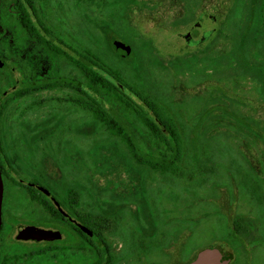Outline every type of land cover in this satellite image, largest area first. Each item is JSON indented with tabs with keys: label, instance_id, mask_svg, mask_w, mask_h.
<instances>
[{
	"label": "rangeland",
	"instance_id": "rangeland-1",
	"mask_svg": "<svg viewBox=\"0 0 264 264\" xmlns=\"http://www.w3.org/2000/svg\"><path fill=\"white\" fill-rule=\"evenodd\" d=\"M203 10L216 17L213 27L200 15ZM246 16L243 9L233 8L232 0H50L42 8V22L52 38L81 52L91 50L137 88L141 82L154 88L177 123L180 165L190 176L138 164L125 140L103 128L89 109L71 102L85 94L57 85L24 92L8 102L0 117L1 144L10 166L3 183L1 264L80 262L70 239L54 244L70 246L68 250L40 257L30 256L40 244L16 242L18 225L63 230L40 221L48 215L23 189L47 177L53 178L60 199L66 189H76L68 198L92 210L112 264H186L197 249L215 246L235 250L238 261L232 264H244L246 258V264H264V91L256 84L253 65L238 66L231 37ZM4 23L0 62L12 72L0 68V107L19 83L67 71L64 60L23 39L13 20ZM257 25L264 29V20ZM108 39L127 45L130 55L119 57L108 48ZM262 52L264 36L248 48L259 62ZM84 85L117 113L133 134L130 144L142 154L158 158L167 153L122 103ZM108 211L115 212L116 226L110 231L96 225L97 216ZM238 218L241 232L233 233L232 222ZM183 231L189 233V248L175 245L169 251L174 236ZM241 246L249 249V257ZM99 256L95 252L94 262Z\"/></svg>",
	"mask_w": 264,
	"mask_h": 264
},
{
	"label": "trees",
	"instance_id": "trees-1",
	"mask_svg": "<svg viewBox=\"0 0 264 264\" xmlns=\"http://www.w3.org/2000/svg\"><path fill=\"white\" fill-rule=\"evenodd\" d=\"M88 1L92 2L93 0ZM49 2L50 0H0V23L5 25L4 22L6 20H13L23 39L45 48L50 56L56 57L60 61L64 60L67 67V71L62 75L57 74L47 78L19 83V89L14 93L13 97L1 105L0 117L8 102L22 96L24 92L31 93L39 89L55 87L57 85L64 88H72L75 92L83 91L85 93L86 91L83 88H86V86L84 84L91 85L95 92L102 90L117 102L122 103L125 108L129 109L146 129L148 135L157 143L163 145L167 153L158 158H152L142 154L138 150V146L130 144V138L133 134L118 117L117 113L96 95L92 94L91 104L88 107L86 97L77 96L74 97L75 100L70 101L84 110L89 109L95 120L103 128L109 131V133H113L125 140L129 144L131 157L138 164L160 173L182 176L185 170L180 165L183 151L180 131L177 123L168 109L162 104L161 98L154 91V88L144 82H141L137 88L124 81L117 73L102 64L91 50L85 49L84 52H81L67 47V45L57 38H52L44 27L41 18L42 8L48 5ZM39 7L40 11H38ZM244 13H246V9H244ZM255 18L257 17H254V20ZM231 34L234 41L233 45L235 54L237 55L238 66L242 68V63H246L247 66L253 65L258 71L256 84L261 88V91H264V52L261 53L263 56L262 62L257 61L255 55L248 54V48L253 45L256 46L261 37L264 36V29H259L257 24H253L251 15L247 13L245 23L241 24L236 33L231 32ZM112 40L114 39L107 40V46L115 51ZM130 53L129 51L128 54L119 55V57H127ZM251 58L255 60L252 61ZM0 68L8 73L12 72L4 62H1ZM215 111L213 109L212 113ZM1 143L0 138V171L4 177L7 176V169L10 166L6 160L4 148ZM189 176L190 173L188 172L187 177ZM127 179L130 182L132 181L131 177H127ZM26 189L31 199H34L35 197L32 195L31 188L27 187ZM114 214V211L99 214L97 217L101 218L98 219L96 224L98 228L100 227L103 230L110 231V227L112 229L113 226H116L114 218L112 217ZM240 220L238 218L232 222L233 233L241 232L239 230ZM95 231L97 230L95 229ZM104 246H101L99 259L94 264H112L114 259L110 252V247L106 243ZM215 247L220 248L219 246Z\"/></svg>",
	"mask_w": 264,
	"mask_h": 264
},
{
	"label": "flooded vegetation",
	"instance_id": "flooded-vegetation-1",
	"mask_svg": "<svg viewBox=\"0 0 264 264\" xmlns=\"http://www.w3.org/2000/svg\"><path fill=\"white\" fill-rule=\"evenodd\" d=\"M232 3H233V8L238 7L243 10L246 9V13H249L251 15L253 22L255 21L256 24H258L259 22H262V19L264 20V0H232ZM188 8L190 7L188 6ZM204 12H207L209 14L208 18L211 21L208 20V22L212 23L211 26L213 27V24L215 25V23H217L216 17L205 10L201 11L200 15L203 14ZM254 17H257V18H255L254 20ZM202 18L207 20L206 17L204 16H202ZM191 28L195 30L197 28V24L196 23L193 24ZM202 36H203V33L200 34V38ZM83 89L86 91L85 93H83V91L81 92L77 91V92L81 94H85L86 98L91 101L92 92L89 91L87 88H83ZM1 177L4 183L6 177L5 176L3 177L2 175ZM23 187H24L23 189L25 190L26 194L29 196L30 201H32V203H35L36 205H40L42 211L46 213L49 217L48 220H40V221H44V222L51 221L55 223V225H60L63 228V230L57 229L56 227L41 228L44 230H51V231L60 233L61 235L60 239L41 240V241L16 240V242H30L35 245L40 244L39 250H37L35 253L30 254L31 257H33L34 255L40 257L42 255L57 254L58 252L68 250L69 248H71L70 246H65V245L58 246L54 244H57L59 242H66V240L68 241V239H70V242L74 244L73 248L75 249L76 253L79 252L81 254V256L79 257L80 262L79 263L74 262L72 264H94L95 252L96 254L100 252L101 246L105 247L104 246L105 242L103 240V236L101 237L102 239H100V235L98 234V231H95L92 210L87 206L86 207L78 206V202L76 200H72L68 198L69 193H71L72 191L76 192L77 190L76 189H71V190L66 189L65 197L62 200L59 198V193H57L54 189L55 182L53 178L51 177H47L44 183L30 181L27 183V185ZM27 187L31 188L32 195L35 197L34 199L33 198L31 199V196L26 189ZM16 234H17V229H16ZM188 234L189 233L183 231V232H180L178 235H175L174 243L172 244L170 243V247L167 249H169V251L170 250L172 251V247L175 245H179L177 247H181V249L183 250L185 248H189L187 247L190 241V237L188 236ZM170 238L172 239L173 237L170 236ZM172 241L173 240H171V242ZM204 248H208V247H204ZM241 249H243L244 254H247L246 257L250 256L249 249L245 251V248L243 246H241ZM199 250L200 248L196 250V254L193 255L190 261L195 258ZM223 250L232 254V260L231 262H229V264H232L235 261H238V258H236V256L234 255L235 250H234V253L227 251L225 249ZM84 259L86 260L85 262H83ZM247 262L248 260L246 258L244 264H246Z\"/></svg>",
	"mask_w": 264,
	"mask_h": 264
},
{
	"label": "water",
	"instance_id": "water-1",
	"mask_svg": "<svg viewBox=\"0 0 264 264\" xmlns=\"http://www.w3.org/2000/svg\"><path fill=\"white\" fill-rule=\"evenodd\" d=\"M202 15L206 17L207 20L211 21L208 18L209 14L207 12H204ZM113 46L115 48V52L118 55H126L129 53L128 46L124 45L121 42L114 41ZM2 197H3V181L0 171V229H1ZM60 238H61L60 233L51 230H44L38 227L27 226V225L17 226V234H16L17 240L41 241V240H56ZM231 260H232V254L224 251L221 248L214 247V248H206L200 250L195 256V258L186 264H229Z\"/></svg>",
	"mask_w": 264,
	"mask_h": 264
}]
</instances>
